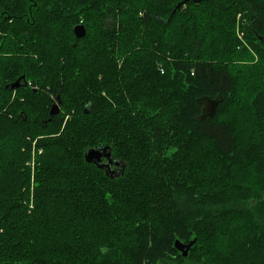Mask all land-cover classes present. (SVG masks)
<instances>
[{"label": "trees", "instance_id": "16d2710c", "mask_svg": "<svg viewBox=\"0 0 264 264\" xmlns=\"http://www.w3.org/2000/svg\"><path fill=\"white\" fill-rule=\"evenodd\" d=\"M0 264H264V0H0Z\"/></svg>", "mask_w": 264, "mask_h": 264}, {"label": "water", "instance_id": "95a60500", "mask_svg": "<svg viewBox=\"0 0 264 264\" xmlns=\"http://www.w3.org/2000/svg\"><path fill=\"white\" fill-rule=\"evenodd\" d=\"M179 7V5L177 6ZM175 12V10H174ZM173 12V13H174ZM74 34L76 38H83L87 33V28L84 24L80 23L74 26L73 28ZM24 78V75L21 76ZM20 79L18 78L16 82L11 84L12 89H16L20 87ZM8 87V86H7ZM89 110L86 107L84 113H87ZM60 113V100L59 97L57 102L54 103L49 111V118L47 121H44L46 125L48 122H51L52 119ZM26 120V117L24 118ZM85 161L88 163H92L96 165L98 168L104 170L105 175L109 178L118 177L119 175L123 174L125 171L126 165L120 161L116 160L111 152L110 147L108 146H101V147H89L84 152ZM120 166L119 170H113L112 166ZM195 244V239L190 241L189 243L182 242L180 240L175 241V248L183 255L187 256L191 247Z\"/></svg>", "mask_w": 264, "mask_h": 264}, {"label": "rangeland", "instance_id": "374dc122", "mask_svg": "<svg viewBox=\"0 0 264 264\" xmlns=\"http://www.w3.org/2000/svg\"><path fill=\"white\" fill-rule=\"evenodd\" d=\"M239 17H241V14H239ZM239 34H241V33H239ZM14 82H16V80H15ZM14 82H12V83H14ZM12 83H11V84H12ZM11 84H10V85H11ZM54 103H56V101H54V102L52 103V105H53ZM52 105H51V106H52ZM51 106H50V108H51ZM49 111H50V110H49ZM48 118H49V115H48ZM48 118H47V120H48ZM67 118H68V116H65V120H66ZM47 120H43V121H47ZM41 151H42V150H40V152H41ZM112 169H113V170H119V169H120V166L112 167Z\"/></svg>", "mask_w": 264, "mask_h": 264}, {"label": "flooded vegetation", "instance_id": "af4514ba", "mask_svg": "<svg viewBox=\"0 0 264 264\" xmlns=\"http://www.w3.org/2000/svg\"><path fill=\"white\" fill-rule=\"evenodd\" d=\"M57 102V101H56ZM112 167H116L115 165H113Z\"/></svg>", "mask_w": 264, "mask_h": 264}]
</instances>
